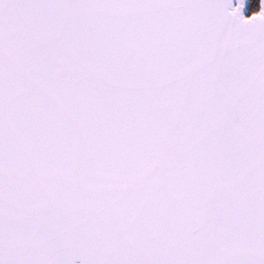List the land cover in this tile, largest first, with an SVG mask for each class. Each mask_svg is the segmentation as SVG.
Returning <instances> with one entry per match:
<instances>
[{
	"label": "snow or ice",
	"instance_id": "1",
	"mask_svg": "<svg viewBox=\"0 0 264 264\" xmlns=\"http://www.w3.org/2000/svg\"><path fill=\"white\" fill-rule=\"evenodd\" d=\"M0 264H264V0H0Z\"/></svg>",
	"mask_w": 264,
	"mask_h": 264
}]
</instances>
